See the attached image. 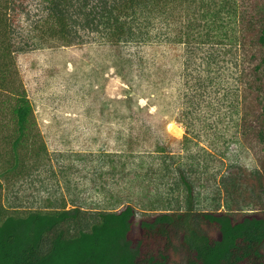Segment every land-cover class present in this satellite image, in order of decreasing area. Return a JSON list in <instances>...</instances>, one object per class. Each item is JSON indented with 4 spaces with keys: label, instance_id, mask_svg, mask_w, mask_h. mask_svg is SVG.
<instances>
[{
    "label": "trees",
    "instance_id": "trees-1",
    "mask_svg": "<svg viewBox=\"0 0 264 264\" xmlns=\"http://www.w3.org/2000/svg\"><path fill=\"white\" fill-rule=\"evenodd\" d=\"M250 2L0 0V129H12L5 140L15 162L33 113L18 85V56L51 38L82 44L88 34L114 46L184 43L190 58L202 54L199 63L208 73L193 85L199 94L216 87L226 70L243 87L257 84V136L264 139V59L253 63L257 48H264V2ZM247 119L244 114L239 121ZM172 159L164 154L162 169L175 177L180 196L167 198L162 209L155 202L99 211L0 203V264H264V163L254 171L231 164L200 198L191 178L197 169Z\"/></svg>",
    "mask_w": 264,
    "mask_h": 264
},
{
    "label": "rangeland",
    "instance_id": "rangeland-1",
    "mask_svg": "<svg viewBox=\"0 0 264 264\" xmlns=\"http://www.w3.org/2000/svg\"><path fill=\"white\" fill-rule=\"evenodd\" d=\"M189 55L184 43L114 46L91 34L75 45L51 38L19 55L18 85L32 104V127L17 163L5 140L12 129H0L2 206L99 211L155 202L162 209L167 198L180 196L175 177L162 169L167 153L197 169L191 178L200 198L231 164L261 169L257 84L243 87L226 70L216 74V87L199 94L193 85L208 73L202 54ZM263 59L264 48H257L253 63Z\"/></svg>",
    "mask_w": 264,
    "mask_h": 264
}]
</instances>
